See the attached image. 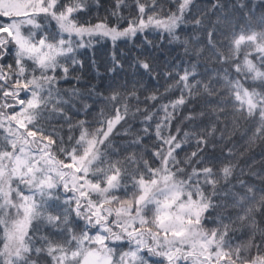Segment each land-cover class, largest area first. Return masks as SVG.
<instances>
[{"label": "snow or ice", "instance_id": "1", "mask_svg": "<svg viewBox=\"0 0 264 264\" xmlns=\"http://www.w3.org/2000/svg\"><path fill=\"white\" fill-rule=\"evenodd\" d=\"M0 264H264V0H0Z\"/></svg>", "mask_w": 264, "mask_h": 264}]
</instances>
